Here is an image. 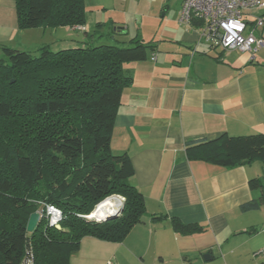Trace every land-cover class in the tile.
<instances>
[{"label":"crops","instance_id":"obj_1","mask_svg":"<svg viewBox=\"0 0 264 264\" xmlns=\"http://www.w3.org/2000/svg\"><path fill=\"white\" fill-rule=\"evenodd\" d=\"M142 2L85 0L82 31L20 29L15 0H0V60L5 46L58 51L104 37L128 41L119 39L127 34L148 42L145 27L152 26L155 52L124 63L132 82L122 92L111 142L113 153L131 158L130 182L144 195L146 213L122 242L84 237L70 264H264V200L242 209L262 195L250 180L264 177V161L228 168L187 155L191 142L264 133V46L213 48L200 27L180 23L183 0L178 14L169 0ZM172 218L203 228L182 234Z\"/></svg>","mask_w":264,"mask_h":264},{"label":"trees","instance_id":"obj_2","mask_svg":"<svg viewBox=\"0 0 264 264\" xmlns=\"http://www.w3.org/2000/svg\"><path fill=\"white\" fill-rule=\"evenodd\" d=\"M15 4L20 29L87 22L85 0H15ZM192 25L201 28L204 21L195 18ZM115 41L116 45L86 43L58 51L49 45L35 52L3 47L0 264H20L28 250L35 264H70L84 237L122 242L142 221L146 199L130 182L131 158L113 153L111 142L122 92L132 82L124 63L147 59L156 46L139 34ZM187 155L228 168L264 161V133H224L191 142ZM250 187L261 188L262 195L245 203V211L262 204L264 177L250 180ZM113 195L125 200L120 216L106 221L88 217ZM46 205L61 210V228L41 217L35 230L28 232L31 214ZM171 223L182 234L203 228L178 218Z\"/></svg>","mask_w":264,"mask_h":264},{"label":"built area","instance_id":"obj_3","mask_svg":"<svg viewBox=\"0 0 264 264\" xmlns=\"http://www.w3.org/2000/svg\"><path fill=\"white\" fill-rule=\"evenodd\" d=\"M195 18L203 19L201 38L214 48L255 52L264 46V0H183L180 23L189 26ZM75 27L86 31L84 25ZM39 213L50 225H60L62 212L54 205H46ZM26 253L20 264H35L34 254Z\"/></svg>","mask_w":264,"mask_h":264},{"label":"water","instance_id":"obj_4","mask_svg":"<svg viewBox=\"0 0 264 264\" xmlns=\"http://www.w3.org/2000/svg\"><path fill=\"white\" fill-rule=\"evenodd\" d=\"M113 197H118V195H113L105 200H108L110 198H113ZM104 200V201H105ZM102 201L101 203H99L96 207V209L93 211V212H96L98 207L104 202ZM120 202V205L118 206V208L113 211L112 213L110 214H107L105 215L104 217H93V212L91 215H89L88 217L89 218H92V219H95L97 221H106V220H110V219H113V218H116L118 216H120L124 210V206H125V200H119ZM39 220H40V213L39 212H34L33 214H31L30 218H29V221H28V225H27V231L28 232H33L35 230V228L38 226L39 224ZM58 228H61L60 225L57 226ZM207 257V256H206Z\"/></svg>","mask_w":264,"mask_h":264},{"label":"rangeland","instance_id":"obj_5","mask_svg":"<svg viewBox=\"0 0 264 264\" xmlns=\"http://www.w3.org/2000/svg\"><path fill=\"white\" fill-rule=\"evenodd\" d=\"M148 1H150L151 2V0H148ZM147 1V2H148ZM145 0H143V2H142V4H141V8H142V6L144 7V5H145V3H147ZM179 3H180V0H169V4H170V6H171V9H172V13H174V12H176L177 14H178V8H179ZM77 26V25H76ZM151 26V24L149 25H147L146 27H145V36H146V39L147 40H149V41H153V40H151L150 38H152L151 36L153 35V32H152V26ZM48 36H50V34L49 33H47V35L45 36V38L46 39H52L51 37H48ZM123 37V38H122ZM130 35L129 34H127V35H123V36H121L119 39H125V40H129L130 39ZM100 43H104V44H112V45H116L117 44V42L116 41H114V39H110V38H108V37H104L103 38V40H101L100 41ZM123 46V45H122ZM53 49H55V47L53 48ZM30 51V50H29ZM32 51V50H31Z\"/></svg>","mask_w":264,"mask_h":264},{"label":"bare ground","instance_id":"obj_6","mask_svg":"<svg viewBox=\"0 0 264 264\" xmlns=\"http://www.w3.org/2000/svg\"><path fill=\"white\" fill-rule=\"evenodd\" d=\"M120 205L118 197H113L108 200H105L97 209L96 212H93V217H104L107 214L115 211Z\"/></svg>","mask_w":264,"mask_h":264}]
</instances>
